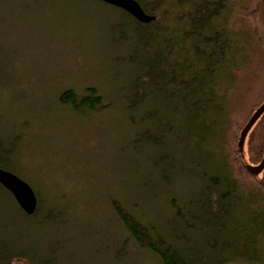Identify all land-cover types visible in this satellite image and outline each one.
Returning <instances> with one entry per match:
<instances>
[{"label":"rangeland","instance_id":"rangeland-1","mask_svg":"<svg viewBox=\"0 0 264 264\" xmlns=\"http://www.w3.org/2000/svg\"><path fill=\"white\" fill-rule=\"evenodd\" d=\"M119 12L97 0H0V131L13 128L17 121H32L20 142L21 155L12 159L9 168L42 198L39 218L51 208L62 211L56 213L55 227L31 222L16 208L13 195L4 193L0 197V237L15 236V246L46 256L54 252L57 262L51 264H113L107 259L109 252H115L124 237L112 196L155 221L163 229L159 232L172 239L176 231L171 223L180 230L184 227L177 220V208L187 222L192 217L189 214H198L190 197L204 184L202 173L213 176L216 171L223 176V159L233 145L227 139L234 120L245 118L257 101L254 91L264 81L260 42L264 29L257 33L253 23L240 22L242 18L233 12L235 21L222 28L235 33L231 36L234 52L225 55L239 67L225 65L229 77L220 68L216 88V101L219 106L224 103L225 120L231 116L230 124L214 126L208 120L205 125L189 124L188 116L194 110L175 112L176 120L186 116V122H181L188 126L182 129L156 103L158 124L148 128L163 134L162 144L152 148L139 143L132 148V126L129 120L115 119L121 117L119 113L79 117L53 104L67 86L94 82L106 93L122 90L115 85L125 84L128 38L111 25L122 17ZM248 154L247 163H251ZM147 156L155 158L149 177L141 174L144 167L133 160ZM124 252L131 264L142 260L143 264H159L154 254L140 253L131 244Z\"/></svg>","mask_w":264,"mask_h":264},{"label":"trees","instance_id":"trees-1","mask_svg":"<svg viewBox=\"0 0 264 264\" xmlns=\"http://www.w3.org/2000/svg\"><path fill=\"white\" fill-rule=\"evenodd\" d=\"M137 1L148 14L155 16L154 20L143 23L123 9L109 5L122 15L111 23L112 27H116L128 38L125 84L115 85V88L125 90L106 93L94 82L67 86L52 103L61 106L64 112L79 117H94L106 112L119 113L121 117L115 114V119L129 120L132 126V148L139 143L151 145L152 148L162 144L163 134L148 128L158 124V108L154 107L156 103H160L165 114H169V118L182 129L192 121L198 122V125H205V120L214 126L221 122L230 124L231 116L225 120L223 101V104L219 101L221 106L216 101V88L220 68L226 71L228 64L236 65L232 58L225 55L234 47L231 36L235 33L222 27L235 21L231 17L234 12L242 18L240 22L244 20L243 23L247 25L253 23L255 31L261 32L264 29V0H250L248 3H243V0ZM260 42L264 49V32ZM2 70L0 65V73ZM254 92L257 101L252 104L245 118L234 120L233 133L227 139V143L232 142L233 145L223 159L226 164V167L223 165L221 168L224 177L216 171L213 176L207 172L202 173L204 184L200 186L198 194L190 197L198 214H189L192 217L187 222L181 209L177 208V220H182L184 227L180 230L172 222L176 235L169 239L159 232L163 229L158 228L155 221L138 214L120 197L112 196L111 201L124 239L115 252L111 253L110 250L107 259L113 264H131L132 260H127L128 254L124 257L122 255L131 244L132 249L140 253L154 254L159 264H264V171L259 175L250 174L241 163L244 153L238 151L237 145L241 128L253 110L264 101V81L259 90ZM193 110L194 113L188 116V123H185L186 116L184 123L181 118L176 120L175 112ZM223 116L224 120H220ZM31 123L30 120L17 121L12 124L13 128L1 129L0 167L11 170L9 167L13 163L12 159L21 155L20 142ZM166 128L170 126L167 124ZM173 133L172 128L170 135ZM246 149L251 163L261 161L264 154V114L250 132ZM147 158L133 160L137 163L139 161V166L144 167L141 174L149 177L155 158ZM158 170L160 175L161 170ZM7 192L0 184V197ZM38 200L37 210L32 215L26 214L16 200L14 205L31 222L47 223L55 227L59 221L56 213L62 211L51 208L44 218H39L43 200L39 196ZM198 226L203 229L202 233ZM210 229L215 231L209 233ZM13 239L0 237V264L57 262L54 252L46 256L41 251L17 247ZM100 257L103 258V255L100 254ZM140 264H143V260Z\"/></svg>","mask_w":264,"mask_h":264},{"label":"water","instance_id":"water-1","mask_svg":"<svg viewBox=\"0 0 264 264\" xmlns=\"http://www.w3.org/2000/svg\"><path fill=\"white\" fill-rule=\"evenodd\" d=\"M113 6L122 8L138 21L143 23H149L155 19L154 15L148 14L141 4L137 0H100ZM264 114V101L256 107L249 119L240 130L238 136V151L244 153L242 164L246 170L253 175H259L264 171V154L261 161L257 164L247 163L246 161V143L248 136L256 123ZM0 184L10 191L14 196L20 208L28 215H32L36 212L38 207V196L33 187L26 180L21 178L16 173L0 167Z\"/></svg>","mask_w":264,"mask_h":264}]
</instances>
